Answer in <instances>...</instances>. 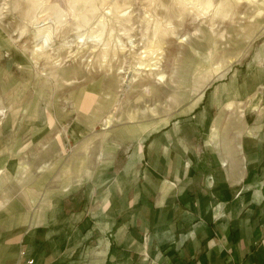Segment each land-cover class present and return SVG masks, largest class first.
<instances>
[{"label": "crops", "instance_id": "crops-1", "mask_svg": "<svg viewBox=\"0 0 264 264\" xmlns=\"http://www.w3.org/2000/svg\"><path fill=\"white\" fill-rule=\"evenodd\" d=\"M237 86L124 129L104 167L85 154L21 178L0 264H264V77Z\"/></svg>", "mask_w": 264, "mask_h": 264}, {"label": "rangeland", "instance_id": "rangeland-1", "mask_svg": "<svg viewBox=\"0 0 264 264\" xmlns=\"http://www.w3.org/2000/svg\"><path fill=\"white\" fill-rule=\"evenodd\" d=\"M214 2L221 14L196 16L178 14L172 0H132L121 21L95 15L107 16L104 29L58 15L62 25L45 41L31 27L41 12L34 0H0V236L15 233L2 217L21 178L34 185L38 172L72 169L85 154L104 167L100 156L121 154L114 145L131 133L124 129L176 122L219 85L242 90L264 77V3ZM180 19L179 35L153 38L154 22ZM152 39L159 48L145 56Z\"/></svg>", "mask_w": 264, "mask_h": 264}, {"label": "bare ground", "instance_id": "bare-ground-1", "mask_svg": "<svg viewBox=\"0 0 264 264\" xmlns=\"http://www.w3.org/2000/svg\"><path fill=\"white\" fill-rule=\"evenodd\" d=\"M34 1L36 6L32 8L33 13H36V15H38L39 12L40 11L41 12L38 15V17L37 16L34 17L31 27L33 28V26H37L33 30L35 31V33H37V35L38 34L41 35L40 37L44 38V40L46 41L50 38V36L54 32H56L55 30H57L59 28V24H61L60 16L58 15L65 14L71 16L72 20L75 21L77 27L78 26L86 27V25L88 26L90 23L96 21L97 25L100 26L101 29H104L108 24L107 16L102 15L100 16V18L99 17L96 18L95 15L105 14V11L108 10L107 13L110 15L109 16L110 19L121 21V19L123 18L122 14H124L127 10L125 6L129 5L132 0H120V2H118L119 1L118 0L107 8H105V5L103 4V1L106 2L107 0L106 1L90 0V2L89 0H34ZM95 2H97V4ZM172 2L177 7L178 14H192V15L196 14V16L197 14H213V15L217 13L221 14V11L219 9L216 11L217 8L214 0H172ZM246 2L253 9L259 10L260 5L264 3V0H246ZM55 11L56 13H54ZM74 18H76L77 20H74ZM40 20L42 21L47 20L49 21L50 25L47 27L45 26L40 28L38 27L40 24V22L38 21ZM182 20L183 19H180V21L177 23H173L170 21H164L163 24L160 21L154 22L153 38H156L155 35L157 34L160 35L161 33H171L172 35L174 34L179 35L180 33L176 29L178 27H182ZM154 41L155 40L152 39V41L149 42L150 44L149 48L146 51H144L145 56H149L152 54L154 55V53H156L155 51L159 48V44L157 43H160V40L157 42ZM152 48L153 49L155 48V50H153Z\"/></svg>", "mask_w": 264, "mask_h": 264}, {"label": "built area", "instance_id": "built-area-1", "mask_svg": "<svg viewBox=\"0 0 264 264\" xmlns=\"http://www.w3.org/2000/svg\"><path fill=\"white\" fill-rule=\"evenodd\" d=\"M27 262H28V263H30L31 261H30V260H28Z\"/></svg>", "mask_w": 264, "mask_h": 264}]
</instances>
